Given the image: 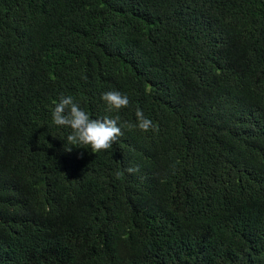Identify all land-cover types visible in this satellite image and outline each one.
Returning a JSON list of instances; mask_svg holds the SVG:
<instances>
[{
	"label": "trees",
	"instance_id": "trees-1",
	"mask_svg": "<svg viewBox=\"0 0 264 264\" xmlns=\"http://www.w3.org/2000/svg\"><path fill=\"white\" fill-rule=\"evenodd\" d=\"M0 264H264V0H0Z\"/></svg>",
	"mask_w": 264,
	"mask_h": 264
},
{
	"label": "clouds",
	"instance_id": "clouds-1",
	"mask_svg": "<svg viewBox=\"0 0 264 264\" xmlns=\"http://www.w3.org/2000/svg\"><path fill=\"white\" fill-rule=\"evenodd\" d=\"M101 98L107 105L109 112L119 111L126 108L130 103L128 96L121 94L119 91L105 92ZM136 117L138 125L125 124L124 126L128 128L138 126L140 130L145 132L154 127L152 121L146 118L139 108L136 110ZM52 120L56 126L69 127L72 130L66 138L67 151H71L73 146L78 148L90 146L92 153L107 151L123 134L121 127L118 126V116L115 118L105 116L103 119H92L86 111L74 102L72 96H61L52 111ZM127 171L134 173L138 171V168L130 167Z\"/></svg>",
	"mask_w": 264,
	"mask_h": 264
}]
</instances>
